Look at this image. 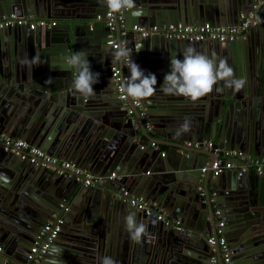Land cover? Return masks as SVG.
<instances>
[{"label":"water","instance_id":"water-1","mask_svg":"<svg viewBox=\"0 0 264 264\" xmlns=\"http://www.w3.org/2000/svg\"><path fill=\"white\" fill-rule=\"evenodd\" d=\"M259 1L135 0L142 15L115 14L112 33L104 24L92 27L97 15L106 14L101 0H0V20L14 14L57 21L52 28L31 30L27 24L0 30V134L104 179L101 186L84 188L75 179L32 166L0 146V264H31L30 250L53 216H61V230L37 264H100L105 256L115 264L121 259L123 264L126 256L129 264H210L216 256L223 264L220 246L207 241L217 238L219 223L231 251L229 264H264V174L237 168L203 174L212 155L173 144L217 140L223 151L264 157V6L258 23L233 42L131 32L133 26H236ZM119 16L128 31L125 36ZM110 34L119 45L116 50L107 44ZM189 45L226 60L234 76L246 80L245 87L236 92L220 81L196 102L165 95L160 86L170 72V60L182 59ZM121 47L131 49V60L157 78L154 95L141 101L145 119L137 109L128 116L118 99L112 67L117 64L121 74L130 76L128 57L112 63L113 53ZM77 51L88 53L91 71L99 74L91 97L71 87L75 69L69 70L64 58ZM185 118L191 130L177 137ZM146 122L160 139L149 136ZM156 140L168 149L154 146ZM125 196L142 198L179 222L181 229L157 221L156 212L146 216L124 201ZM130 212L147 225L148 235L139 243L126 229ZM67 240L77 245L69 249ZM145 252L148 256L142 258Z\"/></svg>","mask_w":264,"mask_h":264},{"label":"built area","instance_id":"built-area-1","mask_svg":"<svg viewBox=\"0 0 264 264\" xmlns=\"http://www.w3.org/2000/svg\"><path fill=\"white\" fill-rule=\"evenodd\" d=\"M264 4V0L253 6V11L249 12L246 16H241L240 22L236 26H221V27H210L209 25H179L177 27L173 25H161L153 26L148 28H142L138 26H133L131 32L139 34L142 37H147L150 35H162L167 39H186L189 41L195 42H204V41H216V42H233L238 41L243 35L248 31L250 27L257 24L259 18L257 11ZM107 9V8H106ZM121 28L122 36H125L128 31L124 28L123 20L118 17ZM95 23L104 24L108 27L109 30L113 33L116 29V17L115 14L109 13L108 9L104 17L97 15ZM29 25L31 30H34L37 27H56L57 21L55 20H46V19H37L35 21L28 20L26 18L18 17L14 14L6 15L0 20V30L10 28L12 26H25ZM109 41L108 45H111L114 50L118 49L119 45L117 44L113 34L108 36ZM128 59H125V65L127 64ZM112 78L116 85V92L118 99L123 101V108L127 111L128 116H133L134 110L139 111V116L141 119L146 118V112L142 106L141 102H135L128 99L124 96L120 90L119 85L124 80L127 79L128 75L121 74V70L117 66L112 67ZM129 100V101H128ZM147 129H151V126L146 122ZM0 146L4 148L5 151L10 152L21 159L27 160L28 163L35 167H41L47 171H51L57 175L64 176L70 179H75L80 183L82 187L85 188H94L101 186L104 183L103 178L95 177L79 168L76 164L60 160L40 148L33 147L27 142L21 139L11 138L6 134H0ZM187 148L199 150V151H208L211 152L216 159L209 164L207 167H203L201 172L205 174L207 171L211 170L214 175L221 173L224 170L228 169H241L247 171L248 168H253L255 172L260 176L264 173V157H249L245 156L241 152L236 151H223L220 148L216 147L212 141H203V142H192L186 143ZM164 155V153L162 154ZM220 160H223L224 165H220ZM239 161L244 163L243 166H237L233 162ZM114 174L109 177L112 179ZM201 192V189H198ZM124 201H128L131 207H135L144 211L146 216H151L156 212V220L163 222L165 226L173 227L175 229H181L179 222H173L166 218L165 214L155 208L150 207L142 198H129L125 196ZM62 225L61 216H53V218L44 225L43 229L40 231L37 239L34 243V246L31 248L28 255V260L32 264H37L42 256L47 252L52 241L60 232ZM222 223H219L216 229L217 238L211 237L207 241L210 245H219L222 256L223 264H229L230 250L228 249L225 239L222 232ZM210 264H217L216 257L213 256L210 260Z\"/></svg>","mask_w":264,"mask_h":264},{"label":"clouds","instance_id":"clouds-1","mask_svg":"<svg viewBox=\"0 0 264 264\" xmlns=\"http://www.w3.org/2000/svg\"><path fill=\"white\" fill-rule=\"evenodd\" d=\"M101 2L111 14L130 11L133 16L142 15V10L137 8L135 0H101ZM263 6L264 4L259 10ZM258 18L260 19L259 15ZM139 49H137V51H139ZM181 54L183 57L182 59L173 56L170 60V72L165 75L163 84L160 86V90L165 95L180 96L191 102H196L200 98L211 93L214 86L220 81L224 82L225 88L232 89L236 92H239L245 87L246 80L242 77L236 78L232 67L228 65L226 60L218 59L214 55L209 57L206 54L197 52L196 49L190 45L185 47ZM87 55L88 53L86 51H77L67 54L64 58L65 66L69 70L75 69V76L71 87L75 93L83 97L95 95L96 93L93 90V85L99 81V74L91 71ZM124 57H128L130 76L120 83L119 90L124 96L135 102L146 101L156 92L157 78L151 73L146 75L140 67L131 60V49L129 48L125 49L121 47L119 50L115 51L113 53L112 63H122ZM190 130L191 122L188 118H185L184 122L176 130L175 136L180 137ZM125 224L129 238L133 242L139 243L143 237L148 235L147 225L138 223L134 213L130 212L125 217ZM100 264H115V261L111 257L105 256L101 258Z\"/></svg>","mask_w":264,"mask_h":264},{"label":"crops","instance_id":"crops-1","mask_svg":"<svg viewBox=\"0 0 264 264\" xmlns=\"http://www.w3.org/2000/svg\"><path fill=\"white\" fill-rule=\"evenodd\" d=\"M258 12V11H257ZM30 20L31 21H35V20H37L36 18H34V17H30ZM92 27L93 28H99V24L98 23H93L92 24ZM113 36H114V34H113ZM245 36V34L243 35V37ZM114 38H115V36H114ZM116 40V39H115ZM217 56L219 57V58H221V57H223V54H222V52H218V54H217ZM226 58H228V56H226L225 57V59ZM229 59V58H228ZM252 59H253V57H252ZM231 60V56H230V59H229V61ZM115 66H117V64H115ZM118 67V66H117ZM124 109V108H123ZM134 118V125H135V128L136 129H138V120H137V118L135 119V117H133ZM259 129H260V131H261V129H262V127L261 126H259ZM147 132H148V134H149V136H151V137H153V139L154 138H156V139H160V137H159V134H156V133H153L152 132V129H148L147 130ZM141 140H142V136H140L139 137ZM157 141V140H156ZM211 141V140H210ZM217 141V140H216ZM216 141H212L214 144H216ZM149 142V141H148ZM151 142V141H150ZM198 142V141H197ZM168 143H171V142H168ZM177 143H180L181 145H185L187 142H183V143H181V142H175V141H173V144H177ZM154 146H156V147H159V148H161V150L162 151H166L167 149H168V146H165V145H162V144H158V141L156 142V144H154ZM186 147V146H185ZM216 147H217V144H216ZM37 148V147H36ZM201 152H208V151H201ZM208 153H210L211 155H212V157L210 158V159H208V161H207V163H208V165L209 164H211L215 159H216V157L211 153V152H208ZM222 161L223 160H220L219 162H220V165H221V163H222ZM223 166V165H222ZM229 170H231V169H229ZM249 170V169H248ZM249 171H251V170H249ZM50 173H53V172H51V171H49ZM203 179V178H202ZM203 185H202V182H201V184L199 185V188L201 189V192L203 191ZM85 188V187H84ZM99 208L97 209V211L96 212H94V215H93V218L94 219H96V220H98L99 219V217H100V214H99ZM160 211V210H159ZM162 212V211H161ZM165 216H166V218H168V216L165 214ZM169 219V218H168ZM169 220H171V219H169ZM171 221H173V220H171ZM173 222H177V221H173ZM63 223V222H62ZM77 228H78V226L77 225H75ZM70 239V238H69ZM73 241V240H72ZM64 244L65 245H67L68 247H69V249H70V247H71V244H72V242L70 241V240H67L66 242H64ZM76 246V245H75ZM147 257L148 255H147V253L145 252L144 254H143V256H142V258H144V257ZM216 257V256H215ZM124 259V258H123ZM216 260H217V257H216ZM129 261H130V258L129 257H127L126 256V258L124 259V263L126 264H129ZM122 262V259L120 260V262H118V264H120ZM123 263V264H124ZM122 264V263H121ZM217 264H218V261H217Z\"/></svg>","mask_w":264,"mask_h":264},{"label":"flooded vegetation","instance_id":"flooded-vegetation-1","mask_svg":"<svg viewBox=\"0 0 264 264\" xmlns=\"http://www.w3.org/2000/svg\"><path fill=\"white\" fill-rule=\"evenodd\" d=\"M247 33V32H246ZM245 33V34H246ZM245 37V36H244ZM243 38V37H242ZM241 39V38H240ZM254 51L256 50L255 48L253 49ZM254 53V52H253ZM257 53H258V51H257ZM250 132V131H249ZM258 132H260V130H258ZM244 155L245 156H249L248 154H246V153H244ZM250 157H252V156H250ZM249 170H251V171H254L255 172V170L253 169V168H248ZM256 173V172H255ZM257 174V173H256ZM264 174V173H263ZM262 174V175H263ZM258 175V174H257ZM261 176V175H260ZM75 245H77V242H72V244H71V247L70 248H72V247H74ZM27 260H28V257H27ZM28 262H29V260H28ZM30 263V262H29Z\"/></svg>","mask_w":264,"mask_h":264}]
</instances>
